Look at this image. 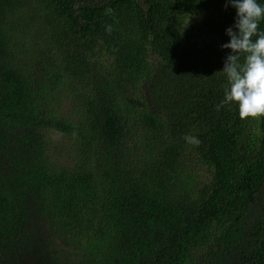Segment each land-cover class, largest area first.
Listing matches in <instances>:
<instances>
[{
    "label": "trees",
    "instance_id": "obj_1",
    "mask_svg": "<svg viewBox=\"0 0 264 264\" xmlns=\"http://www.w3.org/2000/svg\"><path fill=\"white\" fill-rule=\"evenodd\" d=\"M235 21L0 0V264H264V118L217 111Z\"/></svg>",
    "mask_w": 264,
    "mask_h": 264
},
{
    "label": "clouds",
    "instance_id": "obj_2",
    "mask_svg": "<svg viewBox=\"0 0 264 264\" xmlns=\"http://www.w3.org/2000/svg\"><path fill=\"white\" fill-rule=\"evenodd\" d=\"M228 4L236 10V31L226 29L229 42L221 46L230 50L221 71L226 74L228 87L217 111L235 104L241 120H257L264 118V32L258 31L264 20V6L257 0H228ZM253 37H257L255 41ZM184 139L193 146L201 143L194 136L186 135Z\"/></svg>",
    "mask_w": 264,
    "mask_h": 264
}]
</instances>
